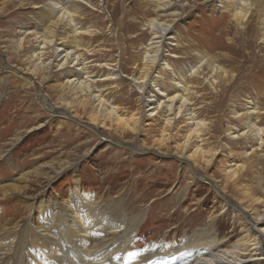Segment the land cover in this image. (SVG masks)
<instances>
[{
  "label": "bare ground",
  "instance_id": "obj_1",
  "mask_svg": "<svg viewBox=\"0 0 264 264\" xmlns=\"http://www.w3.org/2000/svg\"><path fill=\"white\" fill-rule=\"evenodd\" d=\"M16 1L29 2L34 9H42L45 22L38 23L40 31L30 30L25 25L17 27L16 50H24L29 36L39 45L29 57L32 64L28 69L9 66L2 73L10 72L39 91L36 95L41 108L53 118L73 123L77 119L75 112L82 111L88 116L86 127L90 126L95 135H100L96 132L100 129H121L127 137L131 132L138 133L144 120L159 115L163 119L154 143L149 146L127 144L129 151L136 155L151 153L177 159L178 169L188 175L190 182L179 196L180 203L185 202L186 191L203 180L215 191L217 201L207 226L185 233L171 243L166 237L162 238L130 258L128 250L148 222V212L128 209L127 196L121 191L117 195L110 189L99 195L87 194L82 190L81 179L75 180V163L65 160L59 168L46 166L43 167L45 172L36 169L31 178H27L28 175L20 177L21 187L8 185L6 188L5 185L0 188L3 197H10L30 192L35 183L42 186V191L34 198V214L32 211L28 220V217L23 218L14 228H10V222L0 224V264H264V127L260 124L263 113L254 100L248 102L245 112L238 116H246L245 129L227 136L234 140L245 138L247 142L251 137L256 140L245 144L239 159L227 158L220 171L221 179L213 175L211 171L219 155L226 150L232 155L233 148L226 143H219L217 147L209 145L212 131L206 120L200 118L198 104L194 102L197 94L194 86L203 79L212 89L218 88L219 79L229 78L231 71H227L217 57L201 51L197 52L196 64L178 68L172 63V57L166 53L171 51L168 42L176 41L175 46L180 47L181 39L177 37L175 19L165 20L181 15L174 10L172 0H147L152 11L146 30L149 29L153 37L144 46L142 64L133 61L138 71L129 75L123 72L119 59L101 63L91 59L100 51L97 46L93 48L92 43L103 33L93 26H85L83 20L90 10L108 11L106 0H100L98 5L92 0H46L48 3L43 6L34 3L35 0H7L4 6ZM218 3L222 10L230 8L239 33L243 32L250 11L254 10L253 0H218ZM260 20L261 43H264V18ZM108 28L112 29L113 25L109 24ZM114 31L117 32L115 28ZM49 49H53L50 61ZM169 71L173 77L166 82L164 77ZM38 74L42 75L40 81ZM123 78L136 90L141 108L123 111L107 93L109 82L112 89H117ZM50 80H54V91L60 95L59 104H53L50 96L41 91L44 82ZM46 123L30 128L29 132ZM105 142L109 149L114 145L112 141ZM161 147L166 151H160ZM8 152L0 151L1 161L8 157ZM68 170L73 174L71 192L62 201L48 199L41 180L50 184ZM195 197L198 205L201 204L202 198ZM227 212L233 214L235 224L240 226L235 239L220 234L215 223L217 213L225 216Z\"/></svg>",
  "mask_w": 264,
  "mask_h": 264
},
{
  "label": "rangeland",
  "instance_id": "obj_2",
  "mask_svg": "<svg viewBox=\"0 0 264 264\" xmlns=\"http://www.w3.org/2000/svg\"><path fill=\"white\" fill-rule=\"evenodd\" d=\"M6 1L0 0V151L9 152L5 160H0V188L5 185L6 188L8 185L21 187L23 184L20 177L28 175L27 178H31L36 169L45 172L43 167L55 165L59 168L60 163L70 160L75 163L77 171V178H74L81 179L82 190L87 194L99 195L110 189L113 190V195H117L121 191L127 196L125 199L128 209L148 212V222L128 250L130 258H134L148 244L165 237L171 243L179 240L183 234L193 233L211 223V209L217 199L215 191L210 190L206 180L187 190L185 202L180 203L179 196L190 182L188 175L178 169L177 159L151 153L136 155L127 147V144L152 145L158 138L163 119L159 115L154 119L144 120L141 130L134 134L131 132L127 137L121 129H100L99 132L96 131L100 135H95L90 126L86 127L88 116L82 111L75 112L77 119L73 123L53 118L41 108L36 95L39 91L10 72L2 73L9 66L12 69H28L32 64L29 57L39 45L29 36L24 50H16L14 42L19 31L17 27L25 25L30 30L40 31L41 25L38 23L45 22L42 9H34L29 2L20 1L4 6ZM99 1L92 0L96 5ZM34 3L43 6L48 1L35 0ZM106 3L107 10L111 13L88 9L90 13L83 20L86 21L85 26H93L103 33L92 43L93 48L97 46L96 49L100 51L91 59L97 63L119 59L123 72L126 75L132 74L138 71L134 68V62L142 64L144 46L153 37L149 29L146 30V22L151 18L152 9L147 0H106ZM172 3L174 10L181 14L179 17L165 19L178 20L173 22L175 30H178L177 37L181 38L180 47L175 46L178 44L176 41L168 42L171 51L166 53L172 57V63H176L178 68L196 64L197 52L201 51L217 57L223 67L231 71L229 78L219 79L215 90L203 79H199L200 83H195L194 86L197 92L194 102L198 104L200 118L206 120L213 134H210L209 145L217 147L219 143H226L233 148L232 155L228 150H223L225 152L219 155L211 171L221 179L220 171L227 158L230 156L229 160L239 159L245 144L256 140L251 136L248 142L245 138L234 140L227 136L238 129H245L246 116H238L245 112V106L250 100H254L262 111L260 124L264 127V43H261L263 31L259 24L260 19L264 18V0H253L254 10L250 11L248 27L241 33L232 20L230 8L220 9L218 0H172ZM109 24L113 25L110 30ZM47 52L50 61L53 49ZM178 56L181 58H173ZM169 77H173L170 71L164 80L168 82ZM40 78L42 79V75L38 74L37 80L40 81ZM109 84L107 93L111 94V98L123 111L141 108L138 94L126 78H123L117 89H112V83ZM54 85V80H50L40 88L42 93L50 96L53 104H59L60 95L54 91ZM237 112L239 113L236 115ZM41 123L46 124L29 132ZM105 141H112L114 145L109 149ZM159 149L166 151L165 147ZM86 151L89 154L86 155ZM169 165L175 166L168 167ZM72 177L71 170H68L55 177L50 184L45 179L41 180L43 187L46 186L47 198L62 201L71 192ZM40 191L42 186L35 183L30 192L21 196L3 197L0 192V224L10 222V228H14L17 222L27 218L32 211L34 214V198ZM196 195L198 199L202 198L199 205ZM216 215L215 223L218 224L220 234H228L235 239L240 233V226L235 224L233 214L227 212L225 216L218 213Z\"/></svg>",
  "mask_w": 264,
  "mask_h": 264
}]
</instances>
